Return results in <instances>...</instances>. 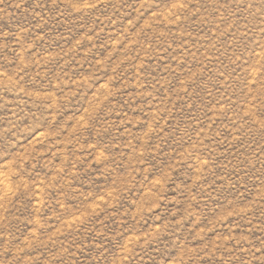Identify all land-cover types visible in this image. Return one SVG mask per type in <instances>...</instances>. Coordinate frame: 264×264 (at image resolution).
I'll list each match as a JSON object with an SVG mask.
<instances>
[{
	"label": "rangeland",
	"instance_id": "1",
	"mask_svg": "<svg viewBox=\"0 0 264 264\" xmlns=\"http://www.w3.org/2000/svg\"><path fill=\"white\" fill-rule=\"evenodd\" d=\"M0 264H264V0H0Z\"/></svg>",
	"mask_w": 264,
	"mask_h": 264
}]
</instances>
